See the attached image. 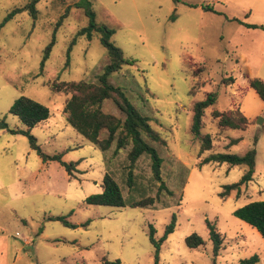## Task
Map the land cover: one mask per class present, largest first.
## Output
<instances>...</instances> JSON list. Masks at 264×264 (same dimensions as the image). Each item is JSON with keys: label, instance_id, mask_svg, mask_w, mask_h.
Segmentation results:
<instances>
[{"label": "rangeland", "instance_id": "1", "mask_svg": "<svg viewBox=\"0 0 264 264\" xmlns=\"http://www.w3.org/2000/svg\"><path fill=\"white\" fill-rule=\"evenodd\" d=\"M98 25L114 29L111 41L125 59L136 60L108 77L134 107L150 119L164 145L152 144L161 163L166 190L158 193L150 159L130 167L129 148L113 154L85 140L63 116L67 96L49 84L84 80L97 83L108 63L99 34L87 39L86 0H38L33 18L27 10L4 20L30 0H0V264H153L149 226L160 239L171 216L176 227L162 243L159 264H238L253 255L264 264V238L233 215L234 210L264 201V101L250 88L264 81V0H87ZM211 7L215 12L205 11ZM44 60V61H43ZM42 62V65H41ZM232 77L233 83L222 80ZM209 92L216 103L205 110L200 136L212 147L199 156L200 138L190 131L193 105ZM20 96L46 106L50 117L31 129L41 151L62 161L79 162L70 175L57 161H42L24 129L9 113ZM240 110L246 130L219 128L212 111ZM102 111L123 120L112 100ZM107 137V131L99 139ZM257 137L252 180L221 198L225 185L236 183L244 166L199 162L213 153L244 155ZM233 139L240 141L233 146ZM105 173L113 176L124 207L87 205L102 191ZM155 198L154 209L130 207ZM164 206H168L162 208ZM62 216L75 228L50 221ZM206 220L223 237L213 257ZM197 234L204 244L190 249L185 238Z\"/></svg>", "mask_w": 264, "mask_h": 264}, {"label": "trees", "instance_id": "2", "mask_svg": "<svg viewBox=\"0 0 264 264\" xmlns=\"http://www.w3.org/2000/svg\"><path fill=\"white\" fill-rule=\"evenodd\" d=\"M37 1L38 0H30L25 7L14 9L4 22L24 10H27L34 18L37 13L35 9ZM86 3L85 15L88 17V26L83 29L81 33L85 34L87 39H91L93 33L99 34V42L107 51L108 63L104 66L102 73L97 76V83H90L84 80L65 82L56 79L49 84L50 90L53 93H61L67 96L62 112L67 125L76 133L102 152L109 150L113 144H115L113 151L114 155L122 149L129 148L127 158L130 167H132L140 157L144 155L148 156L151 162L150 169L152 178L159 184L157 188L158 193L162 190H166L168 194L172 195V192L166 189L162 181V159L152 145L154 143L164 145L165 142L161 139L160 134L150 126V119L142 115L134 107L126 96V93L120 87L108 81V77L118 72L123 65H132L137 61L124 58L121 49L115 46L114 42L111 41V37L115 33L114 29L105 25H98L95 13L90 8L91 3L87 0ZM204 10L215 12L213 8L208 6L204 7ZM233 81L234 79L229 77L228 79L222 80V83L224 85H229L233 83ZM249 86L255 91L257 96L264 101V81L254 78L250 80ZM105 100H112L116 108L123 115V120L102 111V104ZM216 100L217 93L209 92L205 95L203 100L193 105L190 131L194 137L200 138L199 156L209 151L212 147L210 136H200V131L205 110L212 107L216 103ZM9 113L15 116L24 127V129L17 128L12 130L11 132L13 134H20L27 137L30 148L36 151L42 161H57L70 175H72V171L76 170V166L79 162H63L62 154H57L52 157L44 154L37 144L36 139L30 134L32 128L45 122L50 117V111L46 106L31 98L20 96L11 104ZM211 115L213 119L217 120V126L221 129L226 128L244 131L250 124L247 117L240 110H214ZM103 130L107 131V137L99 139L100 133ZM257 139V137L254 138L253 147L242 156L229 153H213L199 162V167L210 163H215L217 165L227 164L230 167H245V171L238 182L223 187V191L220 193L221 198L229 196L233 191L236 192V197H238L240 187L252 180L256 155L254 146L257 143ZM239 141L240 139H233L229 142V146L236 145ZM101 188L102 191L100 193L86 197L85 203L87 205L116 208L126 205L121 189L113 176L105 173ZM154 203L155 198L146 197L129 203V206L154 209ZM165 207L168 206L162 208ZM233 215L255 229L260 236L264 238V201L250 202L234 210ZM48 219L50 221L60 222L65 227H76L62 216L49 217ZM175 227V214L171 216L170 223L165 227L164 233L160 239L155 238V230L152 225L149 226L148 237L151 245L154 247L153 264H159L160 247L169 234L174 231ZM206 228L208 230L209 240L212 244L213 257H217L222 247L223 237L218 232L215 225L208 220H206ZM185 244L190 249H197L204 244V241L197 234H191L185 238ZM258 260L259 257L253 255L249 258L239 260L238 264H256ZM101 263L121 264L119 259L108 260L106 257H101ZM213 264L215 263L213 262Z\"/></svg>", "mask_w": 264, "mask_h": 264}, {"label": "crops", "instance_id": "3", "mask_svg": "<svg viewBox=\"0 0 264 264\" xmlns=\"http://www.w3.org/2000/svg\"><path fill=\"white\" fill-rule=\"evenodd\" d=\"M260 260V259H259ZM259 260H258V262L256 263V264H259Z\"/></svg>", "mask_w": 264, "mask_h": 264}]
</instances>
